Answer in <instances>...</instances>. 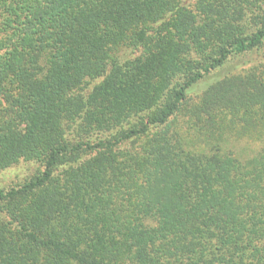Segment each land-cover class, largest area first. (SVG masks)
I'll list each match as a JSON object with an SVG mask.
<instances>
[{"label":"trees","instance_id":"1","mask_svg":"<svg viewBox=\"0 0 264 264\" xmlns=\"http://www.w3.org/2000/svg\"><path fill=\"white\" fill-rule=\"evenodd\" d=\"M263 58L264 0H0V264H264Z\"/></svg>","mask_w":264,"mask_h":264},{"label":"rangeland","instance_id":"2","mask_svg":"<svg viewBox=\"0 0 264 264\" xmlns=\"http://www.w3.org/2000/svg\"><path fill=\"white\" fill-rule=\"evenodd\" d=\"M254 146L253 144L248 145L247 146L248 151H254L257 148V146L256 147ZM239 147H244V145L241 144V146H238V148ZM36 171H37L36 165L21 162L18 165L0 174V189L6 190L16 185H19L26 179L30 178Z\"/></svg>","mask_w":264,"mask_h":264}]
</instances>
